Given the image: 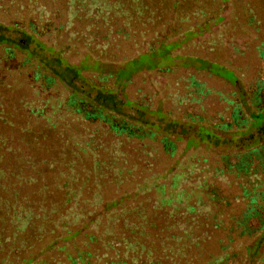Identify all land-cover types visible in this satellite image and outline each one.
I'll return each mask as SVG.
<instances>
[{
  "label": "rangeland",
  "instance_id": "1",
  "mask_svg": "<svg viewBox=\"0 0 264 264\" xmlns=\"http://www.w3.org/2000/svg\"><path fill=\"white\" fill-rule=\"evenodd\" d=\"M119 1L122 12L109 13L108 18L113 31L120 34L101 43H87L82 36L84 24L71 15L69 27V11L62 3L38 0L22 5L0 0V35L7 39L0 44V138L24 141L23 149L38 162L35 169L47 187V200L59 198L55 188L65 183L68 192L80 188L85 199L88 188L99 186L96 191L104 199L114 198L136 208L128 215L119 212L109 222L98 207L95 213L103 216V225L117 234L134 232L155 248L168 223L165 216L159 217L143 202L142 191L121 197L113 193L115 187L108 180L98 184L86 176L87 162L71 156L70 140L92 136L102 153V144L110 137L85 130L69 117L62 119L58 105L71 94L90 100L97 90L109 89L119 101L117 117L173 142L174 153L166 160L172 169L198 157L219 162L220 156L260 144L264 141V109L254 115L250 98L264 72L260 55L264 0ZM60 24L64 28L57 30ZM23 35L31 39L26 50L13 45ZM43 76L52 81L46 87ZM46 101L55 111L52 116L28 113V107L40 108ZM139 103L146 107H137ZM235 108L238 119L233 117ZM45 117L51 118V126ZM224 123L227 129L222 128ZM118 150L131 163L138 157L132 147L119 146ZM66 155L68 173L63 164ZM213 248L199 249L186 262L206 264L205 252ZM238 250L243 264H260L264 229Z\"/></svg>",
  "mask_w": 264,
  "mask_h": 264
},
{
  "label": "trees",
  "instance_id": "2",
  "mask_svg": "<svg viewBox=\"0 0 264 264\" xmlns=\"http://www.w3.org/2000/svg\"><path fill=\"white\" fill-rule=\"evenodd\" d=\"M15 1L23 5L26 1L36 4L38 0ZM52 1L62 3L69 11V27L72 18L84 24L82 36L87 43H101L120 34L113 31L108 18L109 13L122 12L119 0ZM40 8L43 10V6ZM248 23L252 21L248 19ZM27 25L34 33L33 24ZM63 28L61 24L57 26V30ZM30 40L23 35L13 45L26 50ZM5 42L7 39L0 35V44ZM263 45L260 43L264 62ZM42 81L44 87L52 82L45 76ZM252 88L250 100L256 108L255 115L264 109V72ZM97 91L90 100L71 94L57 109L62 119L69 117L85 130L104 132L110 138L99 153L101 145L96 138L77 137L70 140V154L78 162H87V177L98 184L102 180L113 184L115 195L129 197L142 191L143 202L168 222L163 237L156 236L159 244L154 248L134 232L124 235L106 228L103 216L99 217L95 209L101 206V213L111 222L119 212L128 215L136 208H128L114 198L104 199L96 191L99 186L88 188L85 199L80 188L68 192L65 183L55 188L59 198L47 200V187L35 169L38 162L23 149L24 141L1 137L0 264H188L187 259L195 257L199 249L212 247V252L202 250L208 258L206 264H243L238 249L247 247L264 229V141L232 156H220L219 162L198 157L193 163H179L172 169L166 160L174 153L173 142L117 117V98L109 89ZM47 102L40 108L28 107V113L52 116L55 111ZM136 106L146 107L140 103ZM237 111L233 109L234 119L239 117ZM50 119L44 118L48 126L52 124ZM228 127L225 123L222 126ZM119 146L132 147L136 160L131 163ZM66 156L63 164L68 173ZM230 158L236 162L231 163ZM40 163L48 166L46 161Z\"/></svg>",
  "mask_w": 264,
  "mask_h": 264
}]
</instances>
